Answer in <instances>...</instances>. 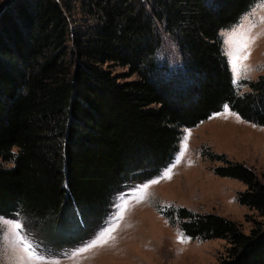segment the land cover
<instances>
[{"label":"trees","instance_id":"1","mask_svg":"<svg viewBox=\"0 0 264 264\" xmlns=\"http://www.w3.org/2000/svg\"><path fill=\"white\" fill-rule=\"evenodd\" d=\"M259 1L4 0L0 158L12 165L0 162V216L56 249L79 243L81 226L98 230L119 193L172 162L184 127L225 106L264 127V73L236 84L220 35ZM78 3L89 21L80 29L71 25ZM165 33L178 43V67L160 57ZM114 67L136 78L122 81ZM202 156L246 185L238 201L261 219L245 232L214 212H161L186 236L225 239L217 264H264V180L225 152Z\"/></svg>","mask_w":264,"mask_h":264},{"label":"rangeland","instance_id":"2","mask_svg":"<svg viewBox=\"0 0 264 264\" xmlns=\"http://www.w3.org/2000/svg\"><path fill=\"white\" fill-rule=\"evenodd\" d=\"M76 5L71 25L84 28L89 21L81 13L80 4ZM261 20H264V0L244 14L238 24L220 32L238 85L264 73ZM241 42L249 45L241 53L248 58L234 63L233 51ZM160 57L172 67L182 62L177 41L166 33ZM113 71L122 81L136 78L126 76L127 68L114 67ZM207 147L245 162L264 180V127L242 119L225 106L194 127H184L172 162L159 175L119 193L98 230L89 231L81 226L79 243L56 249L35 229H27L18 217L0 216V264H217L225 256L228 246L225 239L199 240L186 236L161 212L169 206L214 212L237 221L245 232L250 231L254 219H261L256 210L238 201L239 191L246 188L243 182L214 173L212 167L217 163L202 156ZM16 224L21 226L17 228ZM111 228L115 230L109 235ZM64 238L68 240L70 235L67 233ZM102 239L107 243H100Z\"/></svg>","mask_w":264,"mask_h":264},{"label":"snow or ice","instance_id":"3","mask_svg":"<svg viewBox=\"0 0 264 264\" xmlns=\"http://www.w3.org/2000/svg\"><path fill=\"white\" fill-rule=\"evenodd\" d=\"M261 23H264V20H261ZM251 39H254V38H251ZM249 47L248 43H244V42H241L239 43V45L234 49L233 51V57H234V63L237 61V60H246L248 58L247 54H244V55H241V53L246 50L247 48ZM239 74V73H238ZM239 118V117H238ZM185 148H186V145H185ZM155 182V181H154ZM147 186H145L146 188ZM143 198V197H141ZM21 225L20 224H16L15 227L19 228ZM115 229L114 228H111L109 229V235L111 233V231H114ZM178 239H180L181 242H184L183 241V238L182 237H179ZM100 243H107V240H104L102 239L100 241ZM96 245H91V247H95ZM27 251V249H26Z\"/></svg>","mask_w":264,"mask_h":264}]
</instances>
